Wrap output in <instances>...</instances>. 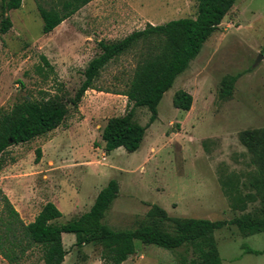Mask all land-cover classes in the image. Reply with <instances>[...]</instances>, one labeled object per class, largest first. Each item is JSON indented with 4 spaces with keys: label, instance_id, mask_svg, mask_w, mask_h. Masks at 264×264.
<instances>
[{
    "label": "rangeland",
    "instance_id": "374dc122",
    "mask_svg": "<svg viewBox=\"0 0 264 264\" xmlns=\"http://www.w3.org/2000/svg\"><path fill=\"white\" fill-rule=\"evenodd\" d=\"M61 1L22 0L20 8L8 13L12 27L6 33L0 30V116L26 100L58 99L69 108L55 130L11 145L0 156V189L20 218L32 222L51 201L63 212L57 223H65L88 211L111 179L118 181L119 194L103 221L114 229L150 222L149 211L156 206L170 217L227 221L261 217L263 204L255 183L262 178L264 155L255 159L240 135L264 128V0L234 4L164 94L158 119L134 152L124 147L108 152L102 131L109 118L128 109V99L120 93L132 76L136 51L112 61L78 109L70 99L84 80L88 63L100 53V40L123 39L147 23L195 17L198 3L92 0L45 34L39 5L50 8ZM227 75L239 78L232 94L221 98ZM179 90L192 95L189 110L174 105ZM150 114L140 107L135 119L145 125ZM14 221L0 194V244ZM215 237L222 264H264V231L251 234L228 223ZM19 240L27 242L22 236ZM75 241L73 233L66 234L68 254L62 264H178L182 256H193L185 247L168 250L140 240L135 254L104 256L102 246L78 248ZM245 245L258 252H246ZM18 255L14 264L45 263L40 248ZM0 264H12L1 251Z\"/></svg>",
    "mask_w": 264,
    "mask_h": 264
},
{
    "label": "trees",
    "instance_id": "16d2710c",
    "mask_svg": "<svg viewBox=\"0 0 264 264\" xmlns=\"http://www.w3.org/2000/svg\"><path fill=\"white\" fill-rule=\"evenodd\" d=\"M1 1L0 30L6 33L12 27L9 11L18 9L22 0ZM92 0H62L46 8L39 5L43 20V32L51 33L64 20L74 15ZM197 15L170 20L162 24L147 23L146 27L135 30L117 41L100 40V53L90 60L84 70V80L70 99L78 109L86 91L97 89L96 82L103 71L122 55L136 51L137 61L123 94L128 99V109L123 115L108 119L102 139L105 148L111 152L124 147L129 152L139 149L147 129L158 119V106L164 94L173 86L176 78L183 73L200 53L204 43L218 29L225 16L238 0H196ZM48 64V61L44 59ZM239 75H227L222 80L221 98L232 94ZM193 102L190 93L179 90L175 93L174 105L189 110ZM146 107L150 111L149 121L142 125L136 121V109ZM68 105L63 100H26L17 104L10 112L0 116V156L11 145L29 142L55 130L66 119ZM240 139L254 157L264 155V128L245 130ZM41 149H37V159ZM264 157V156H263ZM259 182L255 183L262 207V216L237 217L230 221L194 217H170L161 207L149 211L150 222L136 228L114 229L104 223L106 212L119 194V183L111 179L98 193L90 209L65 223L56 220L63 212L54 202H47L32 222L25 223L7 195L0 194L8 203L11 214L17 222L10 223L0 244V251L12 264L18 254L40 248L44 264H62L68 250L63 243V233L76 236L75 246H102L104 256H128L136 253V240L144 244L176 250L185 247L193 256H182L178 264H222L215 232L226 224H235L247 233L264 231V167ZM255 182V181H254ZM253 182V183H254ZM244 198H240L242 200ZM165 222L169 225L165 227ZM25 237V244L19 240ZM245 251L258 252L245 245Z\"/></svg>",
    "mask_w": 264,
    "mask_h": 264
},
{
    "label": "crops",
    "instance_id": "0c3cea01",
    "mask_svg": "<svg viewBox=\"0 0 264 264\" xmlns=\"http://www.w3.org/2000/svg\"><path fill=\"white\" fill-rule=\"evenodd\" d=\"M66 234L67 233H63V235H62V238H63V243L65 242V240H66ZM71 240V242H72V239H70Z\"/></svg>",
    "mask_w": 264,
    "mask_h": 264
},
{
    "label": "water",
    "instance_id": "95a60500",
    "mask_svg": "<svg viewBox=\"0 0 264 264\" xmlns=\"http://www.w3.org/2000/svg\"><path fill=\"white\" fill-rule=\"evenodd\" d=\"M262 58V56L261 55H259V57H258V59H257V62L260 60Z\"/></svg>",
    "mask_w": 264,
    "mask_h": 264
}]
</instances>
